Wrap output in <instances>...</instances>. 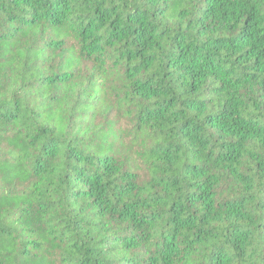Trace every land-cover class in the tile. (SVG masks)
I'll list each match as a JSON object with an SVG mask.
<instances>
[{
	"label": "trees",
	"instance_id": "trees-1",
	"mask_svg": "<svg viewBox=\"0 0 264 264\" xmlns=\"http://www.w3.org/2000/svg\"><path fill=\"white\" fill-rule=\"evenodd\" d=\"M0 264H264V0H0Z\"/></svg>",
	"mask_w": 264,
	"mask_h": 264
}]
</instances>
